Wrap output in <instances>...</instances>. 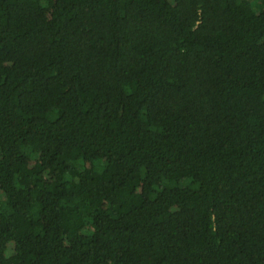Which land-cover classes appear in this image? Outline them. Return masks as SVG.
I'll return each mask as SVG.
<instances>
[{
    "label": "trees",
    "instance_id": "16d2710c",
    "mask_svg": "<svg viewBox=\"0 0 264 264\" xmlns=\"http://www.w3.org/2000/svg\"><path fill=\"white\" fill-rule=\"evenodd\" d=\"M0 264H264V0H0Z\"/></svg>",
    "mask_w": 264,
    "mask_h": 264
}]
</instances>
